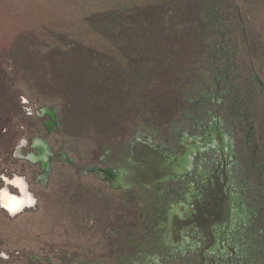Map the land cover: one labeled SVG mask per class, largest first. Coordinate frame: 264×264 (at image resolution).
Segmentation results:
<instances>
[{"label": "rangeland", "instance_id": "obj_1", "mask_svg": "<svg viewBox=\"0 0 264 264\" xmlns=\"http://www.w3.org/2000/svg\"><path fill=\"white\" fill-rule=\"evenodd\" d=\"M255 70L264 74V0H0V173L24 176L38 200L15 217L0 208V251L30 249L20 264H73L105 230L106 200L120 198L103 192V172L88 171L110 164L125 129L166 143L176 123L189 128L204 110L199 80L215 72L229 107L236 92L240 120L256 124V152L241 147L256 176L264 95ZM37 138L51 153L46 181L42 163L25 159L39 153Z\"/></svg>", "mask_w": 264, "mask_h": 264}, {"label": "flooded vegetation", "instance_id": "obj_2", "mask_svg": "<svg viewBox=\"0 0 264 264\" xmlns=\"http://www.w3.org/2000/svg\"><path fill=\"white\" fill-rule=\"evenodd\" d=\"M254 73L264 95V74ZM199 81L204 110L192 116L189 128L178 129L176 123L171 131L175 135L166 143L143 132L140 136L137 126L125 129L117 136L116 150L108 149L110 164L88 171L94 178L103 172V177L97 176L103 192L120 198L106 200L105 230L93 231L83 248L73 252V264L81 250H87L85 264H264V170L255 166L259 173L252 176L241 153L245 144L256 152L250 145L256 124L250 115L240 120L236 92L229 107L223 77L215 72ZM37 139L42 141L34 146L39 153L29 154L44 166L41 178L46 181L52 173L51 153L47 142ZM146 160L163 165L165 175L152 182L134 181L141 168L151 166ZM74 170L80 173L77 164ZM29 250L10 249L8 260L12 264L27 261Z\"/></svg>", "mask_w": 264, "mask_h": 264}, {"label": "clouds", "instance_id": "obj_3", "mask_svg": "<svg viewBox=\"0 0 264 264\" xmlns=\"http://www.w3.org/2000/svg\"><path fill=\"white\" fill-rule=\"evenodd\" d=\"M29 114H31L29 112ZM42 141L35 140L34 146L41 144ZM27 144L26 140H22L20 146ZM19 152H14L13 156H19ZM32 163H36L37 158L34 155L29 154L27 157ZM47 159V157H45ZM0 180L4 182L3 187H0V208L7 211L10 216H15L17 213L22 212L26 207H34L37 203V198L32 191L29 190V183L24 176L13 175V178L9 179L7 175L0 173ZM9 185L18 189L19 194L9 190ZM0 258L4 260L8 259L6 252L0 251Z\"/></svg>", "mask_w": 264, "mask_h": 264}, {"label": "water", "instance_id": "obj_4", "mask_svg": "<svg viewBox=\"0 0 264 264\" xmlns=\"http://www.w3.org/2000/svg\"><path fill=\"white\" fill-rule=\"evenodd\" d=\"M146 161L149 162L151 164V166L148 169L141 168L139 170L138 175H136V179L134 181H141L142 179H144V180H151V182H152L153 179H155L156 177L159 176V174H164V172H167V171H163V168H161V167H163V165H159V164L154 163L153 161H150V160H146ZM124 181L125 180H123L122 183L128 184Z\"/></svg>", "mask_w": 264, "mask_h": 264}, {"label": "crops", "instance_id": "obj_5", "mask_svg": "<svg viewBox=\"0 0 264 264\" xmlns=\"http://www.w3.org/2000/svg\"><path fill=\"white\" fill-rule=\"evenodd\" d=\"M4 210V209H3ZM6 211V210H5ZM7 212V211H6Z\"/></svg>", "mask_w": 264, "mask_h": 264}, {"label": "bare ground", "instance_id": "obj_6", "mask_svg": "<svg viewBox=\"0 0 264 264\" xmlns=\"http://www.w3.org/2000/svg\"><path fill=\"white\" fill-rule=\"evenodd\" d=\"M45 110H47V109H45Z\"/></svg>", "mask_w": 264, "mask_h": 264}]
</instances>
